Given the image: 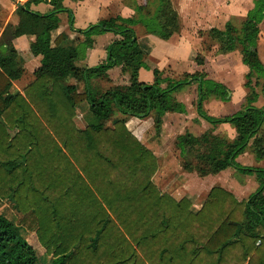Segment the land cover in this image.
Masks as SVG:
<instances>
[{
    "label": "trees",
    "instance_id": "trees-1",
    "mask_svg": "<svg viewBox=\"0 0 264 264\" xmlns=\"http://www.w3.org/2000/svg\"><path fill=\"white\" fill-rule=\"evenodd\" d=\"M64 3L29 0L17 5L18 23L0 31V199L18 216L15 222L0 215V264H44L23 227L42 237L49 217L20 207L41 196L48 200V188L62 194L55 201H67L65 228L74 241L72 248H81L86 241L87 250L102 257L104 264H264V169L237 162L247 149L258 159L264 158V108L256 106L259 87L264 95V63L258 49L264 0L255 1L241 27L229 22L224 31H210L220 52L240 50L249 70L245 107L221 118L210 117L205 103L211 97L229 102L231 91L226 86L207 79L203 72L173 79L148 66L149 55L140 44L136 26L142 25L146 34L164 41L180 34L182 26L172 0L156 2L157 10L149 17L144 7H138L139 18L103 19L76 31L88 48L107 33L119 36L107 48L104 62L93 68L78 66L81 49L74 40L65 34L54 37L61 14L68 13L73 26L72 12ZM41 4L49 5L51 11L33 9ZM19 38L31 40V54L40 58L35 81L23 94L13 91L25 75L15 45ZM114 68H121L128 83L104 90L102 84H112L109 72ZM143 70L152 73V81L142 80ZM70 79L83 84V91L70 85ZM193 84L198 85V115L215 128L232 126L236 136L229 139L214 130L201 136L179 135L175 145L183 171L206 178L234 169L255 174L259 184L242 202L216 187L198 213L191 210L187 198L177 201L161 193L154 183L159 159L125 124L106 127L117 115L152 118L160 134L168 114H187L186 105L175 95ZM83 104L94 119L80 130L74 119ZM11 130L19 131L14 138L9 136ZM31 172H38L35 183ZM38 183L44 189L35 186ZM71 246L58 247L56 259L49 264H74L73 253H65Z\"/></svg>",
    "mask_w": 264,
    "mask_h": 264
},
{
    "label": "rangeland",
    "instance_id": "rangeland-1",
    "mask_svg": "<svg viewBox=\"0 0 264 264\" xmlns=\"http://www.w3.org/2000/svg\"><path fill=\"white\" fill-rule=\"evenodd\" d=\"M72 2H78V0H71ZM156 0H145L141 6H137L135 4L134 18H139L140 15L137 12L138 7H144L143 13L146 17L153 15V13L157 10V3H154ZM251 2V0H250ZM69 2L65 1V5H68ZM48 6V5H47ZM46 4L39 5L38 9L43 11L42 13H48L50 8H47ZM183 11V20L186 24L188 22L189 14L187 6L184 4L177 5ZM211 8V5H208ZM37 7V6H34ZM17 5L12 0H0V31L1 33L6 29L9 24L16 25L18 23V19L14 16ZM68 13L61 14L60 17L62 19V26L65 28H69V18L67 16ZM69 15V14H68ZM246 20V18H242L239 20L233 21L237 27H241L242 23ZM65 24V25H64ZM95 25L94 23H91ZM91 25V26H92ZM186 28H189L185 30ZM212 30L205 31L200 34L201 37L198 38L201 40L200 43H195L196 32L190 28L185 26L184 31L178 35L176 40L171 42L176 51L181 52L183 54L184 59L182 60V66H178L174 62H165L164 56L167 53H170L173 49H171V45L165 44L162 47H157L154 44L140 42L143 50L150 56L151 52L154 53L157 60L154 62L158 63L159 69L163 72L164 77H169L173 79H182L186 73H194L196 71V67L200 66L199 62H205V56L210 54L211 57L210 62H208V71L212 74V77H215L217 71L221 69V60L220 58H216V56L224 55L220 52L219 42L211 35ZM209 32V33H208ZM137 33L140 39L144 36L145 32L143 27H139L137 29ZM67 33H65L66 35ZM63 35V33H60ZM59 35V36H60ZM68 35V34H67ZM71 40H74L75 44L78 45L81 49V58L78 61V66L80 68H87L91 66V62L87 59L88 52L95 47L97 42H95L93 48H88L84 46L85 39L82 36H75L73 38L68 35ZM109 42L98 44V50H101L103 55L106 53V49ZM31 40L22 42L20 44L22 52L21 62L25 70V75L22 80L16 82L14 85L15 93H24V90L35 81V73L40 67V62L35 60L31 56L30 51ZM177 47V48H176ZM262 56L264 58V44L262 45ZM151 52H150V51ZM238 52V51H237ZM240 52V50H239ZM101 53V54H102ZM241 53V52H240ZM205 55V56H204ZM237 55V54H236ZM174 61V60H173ZM227 63L233 64L234 61L230 60ZM197 65V66H196ZM205 66V65H204ZM195 67V68H194ZM232 67V66H231ZM234 69V68H232ZM112 77V84H102V88L104 90L109 89L112 86L116 85H126L127 82L123 80L124 75L121 69H116L111 71L110 73ZM208 75V74H207ZM145 78V74L142 75ZM144 80V79H143ZM70 85H77L81 91L84 89L83 84L77 83L74 79H70L68 81ZM257 83L255 82V85ZM264 84V81L261 82ZM194 86V87H193ZM191 88L184 90L181 93H177L175 95L176 100L184 103L188 108L187 114H178L169 117L168 121L165 122L164 127L160 134H157L155 125L153 123L152 118H148L142 121H136L133 118H126L120 115H117L113 121L107 123V128H114L117 124L122 123L126 125L127 130L138 139L142 145L152 151L158 159H163V166L159 167V170L154 178V183L157 185L158 189H160L162 194H170L177 200H182V198L188 197L190 194L191 186L197 181V176L195 174H188L183 171L182 167V159L180 151L176 148V139L179 135L185 133H191L193 135H201L208 130H212V126L206 123L197 113L196 106V86L193 85ZM258 92L260 93V100L257 102L258 105H264V95L262 93V87L258 88ZM248 95V91L244 93H239V91L235 90V94H231V100L228 103H223L213 97L209 98L206 102L207 114L210 116H230L238 111L246 105V98ZM77 115L74 119L76 126L80 130H85L89 125L93 123L94 117L88 110L87 104H83L77 108ZM166 131L163 135V131ZM18 130L9 131L10 138H14L17 135ZM215 134L225 135L229 139L234 135L233 130L225 127H218ZM261 135L264 136V131L261 132ZM19 155L16 154V157ZM3 158V157H2ZM21 158V157H20ZM263 164V162H261ZM23 173V172H22ZM35 174L34 183L37 179L38 172H31ZM240 174L239 178L242 180L246 179V174L243 172H238ZM21 175V174H20ZM255 175V174H254ZM197 177V178H196ZM20 179V176H19ZM200 183L204 185L205 188L210 187L213 181H217L216 177H211L208 179L198 178ZM212 179V180H211ZM214 179V180H213ZM239 180V179H238ZM242 183V181L239 180ZM34 185V184H33ZM35 186L40 187V184H36ZM258 184L254 182L248 188L252 191H255V187ZM31 188V186H29ZM49 191L45 192V197H48V200L42 199V196L37 201H30L23 204L20 208L22 210L26 209H37L39 213L48 216L49 221L45 226V229L41 232L42 237L35 230H29L27 227H23V232L28 240V242L36 249L37 254L41 261L44 264H49L53 259H56L58 247H62L65 249L66 244L72 245L69 250L65 251V253H73V261L74 264H96L100 262V264H104L101 258H97L96 256H92L90 250H87L88 242L84 241L80 244L81 248H72L74 246V241L70 238V234L65 228V206L67 201L59 200L55 201V199L62 194H58L53 188H48ZM170 191V192H169ZM35 195V194H32ZM31 212V211H29ZM57 214L59 218L56 217ZM0 215H4L8 220L17 222V213L13 211L12 207L9 203L3 199H0ZM63 219V220H62ZM36 226V225H35ZM43 228H41L42 230ZM50 246V247H49ZM96 258V259H95ZM101 259V260H100ZM72 261V262H73ZM73 264V263H70Z\"/></svg>",
    "mask_w": 264,
    "mask_h": 264
},
{
    "label": "crops",
    "instance_id": "crops-1",
    "mask_svg": "<svg viewBox=\"0 0 264 264\" xmlns=\"http://www.w3.org/2000/svg\"><path fill=\"white\" fill-rule=\"evenodd\" d=\"M65 1L69 2V4H70V5L68 4L69 6H66V5L65 6L72 12L73 26L70 24V18H69V15L67 14V16L69 18V28L67 29V28L63 27L62 23H61L60 29L54 34V37L59 36L60 33H63V34L67 33L68 35H70L71 38H73L75 36H79V34L76 31L86 30L92 25L91 23L97 24L99 21H101L103 19H110V18H115V17H119V16L123 17L125 19L133 18V16L135 15V11H134L135 4L137 3V6H141V4L145 0H83V1H78V2H72L71 0H65ZM158 1L159 0H156L154 3L158 2ZM255 1L256 0H251V2H250V0H172V4H173L174 10L178 13V16L180 18L182 30L184 31V27L187 26V27L192 28L196 32L197 38H195V43L197 44V43L201 42V40L198 38V36L201 37L200 34L202 33V31L205 32V31H209V30H213V29L224 31L227 23H229V22L234 23L233 21L239 20L242 18L247 19L248 13L254 8ZM181 4H184L185 6H187V9H189L188 10L189 14H187L189 16V19H188V22L186 24L184 23V20H183L184 18H183L182 9L177 6V5H181ZM208 5H211V8ZM38 7L39 6L33 7V9L35 11L42 13L43 11H40L38 9ZM47 8H50V10L52 9L49 5L47 6ZM60 19H61V17H60ZM61 21H62V19H61ZM139 27H143V26L142 25L136 26V30L139 29ZM260 28H261L262 38L259 41L258 49H259L261 60L264 63V58L262 56V48H263L262 45L264 44V21L261 24ZM187 29H189V28H186L185 30H187ZM143 30L145 32L144 28H143ZM182 30H181V32H182ZM178 35L179 34L173 36L168 41H164V40H162V39H160L154 35H148L145 33L144 36H142V39L139 38V40H140V42H144V43L147 42L150 44H154L159 48L165 44H169L172 47L171 49H173L174 45L171 42H173V40H176ZM117 39H119V36H116L113 33H107L103 36L97 37L96 41H95V42H97V44L87 54V59H89L91 62V66L87 67V68L96 67V66L100 65L101 63H103L104 60L106 59L107 49H106V53L103 55L101 50L97 49L98 44H103L104 42L105 43L109 42V44L107 46V48H108L111 45V43ZM25 41H28V39L27 38H19L15 41V45H16V47L20 53L22 52L20 44L22 42H25ZM237 51L230 53V54H224L221 56H216V58H220V60H221V69L220 70L217 69V71L219 73H217L215 77H212V74L207 69L208 62H210V59H211V57L209 56L210 54L209 55L207 54L206 56L204 55L205 56L204 64L200 65V66L196 65L197 67H196V71L194 73H186V74H195V73L203 72L206 74L207 79L215 81L217 83H220V84H223L224 86H226L231 91V94L233 93V95H234L235 90L239 91V93H241V92L244 93L247 91L245 84H246V75H247L249 70L243 64L241 53L239 52V50H237ZM31 56L33 57L32 54H31ZM33 58L40 62V58H35V57H33ZM163 58H164L165 62L166 61L167 62H174L175 64H177L180 67V66H182V60L184 59V56H183V54H181L180 50L176 51L175 49H173L172 51H170V53H167ZM149 59H150V61L148 62V66L151 69H154V68L159 69L158 63L154 62V60L156 61L157 58H156V56H154L153 52H151ZM230 60H233L234 63L233 64L227 63ZM232 68H234V69H232ZM116 69H121V68H114L113 70H116ZM113 70H111V71H113ZM111 71L109 72V75H110ZM143 74H145V76H146L145 78H143V76H142ZM110 77H111V75H110ZM141 78H142V80L144 79V81H147V82L153 80L152 73L148 72L146 70H143L141 72ZM111 79H112V77H111ZM128 79L129 78L127 75L125 77H123V80H125L127 83H128ZM193 85H195L197 87L196 91L198 92V85L197 84H193ZM193 85L186 87L181 92H183L184 90H186L188 88H191ZM260 98H259V100H260ZM196 100H197V94H196ZM223 103H228V102H223ZM256 106L259 108H264V105L260 106V105H258V103L256 104ZM186 108H187V106H186ZM206 110L208 111L209 109L208 108L206 109V103H205V111ZM207 111H206V113H207ZM188 112L189 111L187 108V113ZM174 115L175 114H168L165 117L164 124L166 121H168L169 117L174 116ZM176 115H178V114H176ZM210 117L221 118V117H225V116H215V117L210 116ZM133 119H136V121H142L143 120V119H137V118H133ZM206 123H208V122H206ZM210 126H212V125L210 124ZM163 127H164V125H163ZM218 127L230 128V130L231 131L233 130V132H234V135L231 138L232 139L235 138L236 133H235V129L232 126L220 125ZM218 127L215 128L212 126V130H214V132H216ZM165 132L166 131L164 130L163 135ZM203 134H201V135H203ZM201 135H198V136H201ZM237 162L241 166H244V167H254V168L264 169V158L258 159L255 156V154L250 152L248 149L241 156L238 157ZM261 162H263V164ZM162 166H163V159L160 158L159 159V167H162ZM239 176H240V174L238 173V171H236L234 169H229V170L222 172L216 176H209L206 178H201V179H208L211 177L217 178V181L216 182L213 181L212 182L213 184L208 188H205L204 185L202 183H200V181L198 179L199 177L197 176L198 177V178L196 177L197 181L194 184H192L191 190H190L191 192H190L189 196L185 197L191 203V210L194 213H198L203 208V206L205 205V203L207 201L208 194L216 187L222 188V189L226 190L227 192L233 194L239 202L246 201L250 197V195L258 189L259 184L257 181V177L254 174L253 175H245L246 179L244 178L243 180L241 178H239ZM238 179L240 181H242V183L239 182ZM254 182H256L258 184V186L255 187V189H256L255 191H252L249 189L250 187L248 188V186H251L252 184H254ZM182 199H184V198H182ZM177 201H180V200H177Z\"/></svg>",
    "mask_w": 264,
    "mask_h": 264
},
{
    "label": "built area",
    "instance_id": "built-area-1",
    "mask_svg": "<svg viewBox=\"0 0 264 264\" xmlns=\"http://www.w3.org/2000/svg\"><path fill=\"white\" fill-rule=\"evenodd\" d=\"M29 0H15L16 5H24Z\"/></svg>",
    "mask_w": 264,
    "mask_h": 264
}]
</instances>
